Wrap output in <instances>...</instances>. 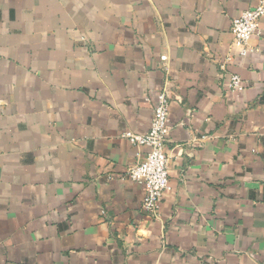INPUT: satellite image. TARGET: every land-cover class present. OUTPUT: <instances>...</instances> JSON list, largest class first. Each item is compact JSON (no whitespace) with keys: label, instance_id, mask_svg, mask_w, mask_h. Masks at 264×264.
<instances>
[{"label":"crops","instance_id":"crops-1","mask_svg":"<svg viewBox=\"0 0 264 264\" xmlns=\"http://www.w3.org/2000/svg\"><path fill=\"white\" fill-rule=\"evenodd\" d=\"M257 2L0 0V264H264V16L246 56L231 33ZM162 89L151 217L123 133Z\"/></svg>","mask_w":264,"mask_h":264},{"label":"built area","instance_id":"built-area-1","mask_svg":"<svg viewBox=\"0 0 264 264\" xmlns=\"http://www.w3.org/2000/svg\"><path fill=\"white\" fill-rule=\"evenodd\" d=\"M263 16L264 0H258L253 8L243 11L232 19L233 47L241 56H246L253 50L250 40L254 36H261L262 31L259 25ZM161 60H166V56H161ZM226 85L231 91L241 90L244 87L241 77L234 73L229 75ZM168 112L169 96L162 89L157 92L147 132L137 134L126 131L123 133V136L133 144L148 148L143 159L128 168L127 176L133 182L143 186L142 209L151 217L158 216L160 200L170 189L168 155L166 153L170 133Z\"/></svg>","mask_w":264,"mask_h":264}]
</instances>
